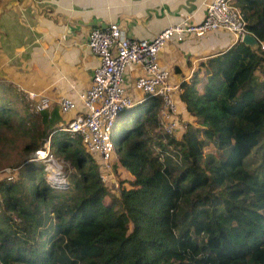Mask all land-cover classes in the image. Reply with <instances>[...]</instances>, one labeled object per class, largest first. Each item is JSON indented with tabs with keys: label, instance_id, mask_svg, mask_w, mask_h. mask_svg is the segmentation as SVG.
<instances>
[{
	"label": "trees",
	"instance_id": "trees-1",
	"mask_svg": "<svg viewBox=\"0 0 264 264\" xmlns=\"http://www.w3.org/2000/svg\"><path fill=\"white\" fill-rule=\"evenodd\" d=\"M233 6L264 43V0ZM199 66L201 86L196 73L179 84L193 119L179 138L157 131L156 106L139 110L112 137V171L119 166L129 177L108 202L92 156L62 130L57 102L18 110L21 91L2 86L0 131L20 146L12 180L0 179V264H257L264 181L243 160L264 137V53L236 42ZM46 144L71 170L65 185L47 182L34 160ZM261 157L264 163V150Z\"/></svg>",
	"mask_w": 264,
	"mask_h": 264
},
{
	"label": "crops",
	"instance_id": "crops-1",
	"mask_svg": "<svg viewBox=\"0 0 264 264\" xmlns=\"http://www.w3.org/2000/svg\"><path fill=\"white\" fill-rule=\"evenodd\" d=\"M210 1L0 0V62L5 66L0 81L12 84L23 95L29 90L42 92L55 103L59 96L75 98L89 86L97 65V58L85 46L91 27L115 22L128 38L151 39L184 19L199 23ZM234 43V37L224 30L186 35L180 42H168L157 58L177 84L189 82L196 73L197 88L206 79L199 64ZM129 70L124 86L135 100L132 81L140 71ZM178 109L185 123L192 121L181 103Z\"/></svg>",
	"mask_w": 264,
	"mask_h": 264
},
{
	"label": "built area",
	"instance_id": "built-area-1",
	"mask_svg": "<svg viewBox=\"0 0 264 264\" xmlns=\"http://www.w3.org/2000/svg\"><path fill=\"white\" fill-rule=\"evenodd\" d=\"M244 24L233 0H211L199 23L184 19L170 24L151 39L128 38L124 28L115 22L88 30L85 46L97 58L89 86L75 98L59 96L56 102L59 113L67 118L61 125L62 130L80 138L85 151L97 164L99 180L108 192H115L116 197L119 195L118 180L112 173L117 155L111 131L121 112L151 98L159 107L157 119L162 134L179 138L184 129L185 124L178 119L179 84L171 81L170 71L159 64L158 53L170 41L180 42L186 35L199 36L216 30L227 31L234 36L235 42H240L245 34ZM258 46L264 53V43L258 42ZM130 68L140 71L132 81L136 101L124 86L125 74ZM23 92L33 110L49 107L51 100L42 92ZM34 160L41 162L47 182L53 178L57 181L55 185L65 183L61 166L49 153L47 144L35 151ZM14 170V167L3 168L0 179L11 181Z\"/></svg>",
	"mask_w": 264,
	"mask_h": 264
},
{
	"label": "rangeland",
	"instance_id": "rangeland-1",
	"mask_svg": "<svg viewBox=\"0 0 264 264\" xmlns=\"http://www.w3.org/2000/svg\"><path fill=\"white\" fill-rule=\"evenodd\" d=\"M6 8H8V6ZM3 67H5V66L0 62V72H1V69ZM1 79H3V77H1ZM3 80H6V79H3ZM4 82H6V81H4ZM6 83H2L0 81V87H1L0 89H2V86L6 85ZM0 95H1V90H0ZM23 103H27L24 99V96H23V100L19 99V101L14 102L13 105L15 108H17L19 110L24 106ZM137 111H138V108L134 107V108L126 111L125 113L120 114V117L123 118L124 120L122 122L117 121L115 123V125L113 127L114 138H118L120 136V134L123 131L124 126L126 127L128 124H130L132 119L135 117V114ZM188 116L191 117L190 115H188ZM178 119H180L182 123L185 122L184 117H182L180 114L178 115ZM65 120H66V118L62 117L61 121L64 122ZM187 122H188V120H187ZM158 130L160 133L161 132L160 128H157V131ZM161 135L164 136V134H161ZM4 138L7 140V142ZM9 138H12L13 142L15 141V138L10 133L5 132L4 130L0 131V151H3L5 153V155H2L0 157V159H1L0 171L3 168L15 166L13 160L17 158L16 151L20 145L18 142H16L15 146H13V147L10 146V142L8 140ZM154 149H155V153H157L159 151V148H154ZM263 150H264V137H262L259 140L257 145L255 147H253V149L250 151L249 155L243 160V166L250 173L256 175L257 177H259L261 180L264 181V163H262V159H261ZM51 155L55 159V161L61 166V172L63 173V175L68 177V171L71 172L68 164L66 162H63L61 159L55 157L53 154H51ZM35 162L39 163V161H35ZM112 173H113L114 178L116 180H118V185H119L118 191L119 192H120V187H122V186H124L125 188H128V184L126 183L128 181H125V180H128L129 176L126 173V171L121 169L119 166H115V171H113ZM44 177L46 180L45 175H44ZM64 182H65V177H64ZM58 183H63V182H58ZM112 197L116 198V193L115 192L110 193L106 190V195L103 197V202H108L109 199ZM257 264H264V257L259 253L257 254Z\"/></svg>",
	"mask_w": 264,
	"mask_h": 264
},
{
	"label": "clouds",
	"instance_id": "clouds-1",
	"mask_svg": "<svg viewBox=\"0 0 264 264\" xmlns=\"http://www.w3.org/2000/svg\"><path fill=\"white\" fill-rule=\"evenodd\" d=\"M252 35V34H251ZM253 36V35H252ZM254 37V36H253ZM257 41V40H256ZM241 42V41H240ZM236 43V42H235ZM257 44H258V41H257ZM179 93H180V91H179ZM135 101H136V99H135ZM178 101H179V103H181L180 102V100H179V94H178ZM138 105H141L139 108H138V111L139 110H144L145 108H147L148 106H152V107H158V104L157 103H154L153 101H152V99L151 98H146L144 101H140V102H137V103H134L130 108H128V109H126V110H124L123 112H121V114L122 113H125L126 111H128V110H130V109H132V108H134V107H136V106H138ZM182 105V104H181ZM159 108V107H158ZM157 108V109H158ZM137 111V112H138ZM136 112V113H137ZM136 115V114H135ZM179 115V114H178ZM62 117H65V116H62ZM67 119V118H66ZM124 119L123 118H121L120 117V115H119V117H118V120L117 121H120V122H122ZM116 121V122H117ZM65 123V122H64ZM183 124H185V122L183 123ZM115 125V124H114ZM158 126H159V124H158ZM114 127V126H113ZM184 130V129H183ZM183 132V131H182ZM181 132V133H182ZM112 137H114V135H113V129H112V131H111V139H112ZM50 153V152H49ZM51 154V153H50ZM116 162H117V160H116ZM43 170V169H42ZM44 173V172H43ZM50 183V182H49ZM67 182L65 181V183L63 184V185H65ZM51 184V183H50ZM52 186H54L55 184H51Z\"/></svg>",
	"mask_w": 264,
	"mask_h": 264
},
{
	"label": "water",
	"instance_id": "water-1",
	"mask_svg": "<svg viewBox=\"0 0 264 264\" xmlns=\"http://www.w3.org/2000/svg\"><path fill=\"white\" fill-rule=\"evenodd\" d=\"M241 42L243 44L249 46L250 48H254L255 49L257 47L256 39L250 34L243 35L242 38H241ZM49 182L51 184H56L57 183V181L55 179H53V178Z\"/></svg>",
	"mask_w": 264,
	"mask_h": 264
},
{
	"label": "bare ground",
	"instance_id": "bare-ground-1",
	"mask_svg": "<svg viewBox=\"0 0 264 264\" xmlns=\"http://www.w3.org/2000/svg\"><path fill=\"white\" fill-rule=\"evenodd\" d=\"M243 29L245 30V24L243 25ZM227 32V31H226ZM231 34V33H230ZM245 34H250V33H248L246 30H245ZM244 34V35H245ZM232 35V34H231ZM251 35V34H250ZM233 36V35H232ZM234 37V36H233ZM235 40V39H234Z\"/></svg>",
	"mask_w": 264,
	"mask_h": 264
}]
</instances>
